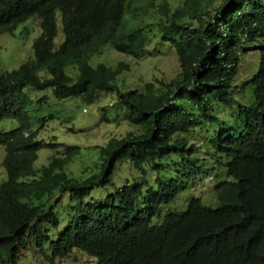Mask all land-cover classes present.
Wrapping results in <instances>:
<instances>
[{"label":"trees","instance_id":"16d2710c","mask_svg":"<svg viewBox=\"0 0 264 264\" xmlns=\"http://www.w3.org/2000/svg\"><path fill=\"white\" fill-rule=\"evenodd\" d=\"M141 1L0 0V35L13 34L31 17L40 19L42 30L31 64L0 71V121L18 123L0 131L7 175L0 183V264H21L32 249L49 264L76 252L97 264H264V0H185L176 10L164 1L157 23L124 30L128 12L134 15L128 23L137 15L145 19ZM58 14L64 41L56 47ZM156 39L175 52L178 74L142 92L123 90L119 78L130 72L131 61L155 56ZM106 47L129 61L93 66ZM251 49L259 65L242 85L251 103L241 105L234 98L240 52ZM27 88L83 104L116 94L115 106L138 130L110 138L100 149V173L80 181L67 171L80 147L41 136L57 117L34 118L36 101L47 99L35 101ZM220 104L238 108L234 123L213 114ZM45 149L57 154L38 168ZM126 161L166 178H158L157 190L135 181L101 201L87 200L96 188L113 185L117 166ZM220 166L227 179L214 187L216 207L193 197L186 211L153 224L161 207L192 185L218 179ZM67 197L72 204L62 215L58 208Z\"/></svg>","mask_w":264,"mask_h":264},{"label":"rangeland","instance_id":"374dc122","mask_svg":"<svg viewBox=\"0 0 264 264\" xmlns=\"http://www.w3.org/2000/svg\"><path fill=\"white\" fill-rule=\"evenodd\" d=\"M164 1L169 3L172 10H176L183 6L185 0H143L139 3H142L143 8L148 9L145 19L142 21V15H137L135 22L128 23L131 17L134 18L133 13L128 12L125 15L126 23L124 30L129 31L133 25H138L140 22L144 26L157 23L159 17L158 8ZM217 5L219 4L215 3V6ZM41 34L40 19L38 17H31L26 22L20 24L13 34L0 35V71L11 72L19 69L24 64L33 62L35 60L33 45ZM63 41L64 33L61 16L58 14V36L55 39L56 47H59ZM157 45L159 49L156 51L155 56L148 57L142 61H131L132 66L130 72L123 74L118 80L123 90L137 89L142 92L148 83L157 80L169 82L175 78L179 72V64L175 52L169 44L160 42V39L154 40L152 47L155 48ZM257 53L258 51L253 49L249 50L246 54L241 53L240 76L236 81L237 90L234 94V98L239 103H251V91L243 89L242 85L250 75L252 76L257 71L259 65ZM120 61H129V59L112 48H106L92 59L91 64L96 66L103 63L113 67ZM68 73L73 77L77 75V72L73 69L68 70ZM33 90L30 88L25 89L30 96ZM37 92H39V95L46 94L49 99L45 105L39 107V112L33 110L31 115L34 118L37 116L46 117L51 115H56L57 117L40 134L45 137L44 139L46 141L56 139L58 143L80 147L79 154L74 157L67 167L68 173L80 181L100 173V169L98 168V165L101 164L100 149L106 146L110 138H122L127 133L138 130L137 126L127 121L126 111L118 109L115 106L117 101L116 94L103 93L95 103L83 104L78 103L79 101H57L52 96L51 91L46 93L44 91ZM85 109L87 110L86 113ZM213 114L221 122L234 123L238 115V109L237 107H227L220 104L215 107ZM105 118L110 120H105ZM17 126L18 123L14 120L6 119L0 121V131H10ZM54 154L51 150L41 151L36 166L40 168L48 164ZM4 156L5 150L0 148V183L7 178L6 171L2 165ZM219 171L220 177L218 179L208 182L205 184L206 186L199 185L193 187L192 185L187 191L181 193L174 202L163 206L159 214L153 219V224L161 223L163 217L169 212H184L187 209L188 201L192 197L201 198L205 206L216 207L217 201L214 187L227 179L226 168L220 166ZM156 177L157 171L151 166H147L146 172L143 174L133 168L130 161H126L117 166L113 176L114 184L104 189L96 188L87 200H103L109 193L115 191L114 188L116 186L123 187L135 181H144L145 189L151 186L156 188ZM71 204L70 198H64L62 205L58 208L59 213L63 215L67 207ZM62 224H64L63 221ZM21 264L48 263L42 255L29 253L21 260ZM58 264H96V261L86 254L76 252L71 257L59 261Z\"/></svg>","mask_w":264,"mask_h":264},{"label":"clouds","instance_id":"9594fccd","mask_svg":"<svg viewBox=\"0 0 264 264\" xmlns=\"http://www.w3.org/2000/svg\"><path fill=\"white\" fill-rule=\"evenodd\" d=\"M106 48H112V47H106ZM105 48V49H106ZM113 50H115L114 48H112ZM116 51V50H115ZM117 52V51H116ZM241 53H244V51L242 50L241 52H240V54ZM32 63V62H31ZM31 63H27V64H31ZM24 65H26V64H24ZM23 66V65H22ZM110 67H112V66H110ZM114 67V66H113ZM18 70V69H17ZM15 71V70H14ZM2 72V71H1ZM12 72V71H11ZM49 90H47V91H44V93H46V92H48ZM235 94V93H234ZM43 96H46V94H43V95H39V92H37V91H33V92H31V97L36 101V100H40V99H42V98H44ZM46 99H47V102H48V96H46ZM236 100V99H235ZM237 101V100H236ZM238 102V101H237ZM46 104V103H45ZM45 104H43V105H45ZM241 105H243V103H240ZM41 106V103H39V102H37L36 101V103H35V105H34V107H33V110H35V112H39V107ZM238 109V108H237ZM86 109H85V113H86ZM38 117V116H37ZM40 117V116H39ZM47 117H50V116H44V117H42V118H47ZM54 120H56V118L54 119ZM54 120H52V121H49L48 122V124L49 123H51V122H53ZM48 124H47V126H48ZM36 126H38V125H36ZM46 126V127H47ZM45 127V128H46ZM52 141V140H51ZM4 149V148H3ZM48 150H51V149H45V150H42V151H48ZM51 151H53L55 154L53 155V156H55L57 153H56V151H54V150H51ZM40 154H41V152H40ZM52 156V157H53ZM5 157V156H4ZM51 157V158H52ZM39 158H40V156H39ZM3 161H4V159H3ZM2 165H3V162H2ZM5 169V168H4ZM154 169V168H153ZM155 170V169H154ZM162 175H164L163 173H159L158 171H157V177H156V179H155V182H156V188H154V187H152V188H154L155 190H157L158 189V183H157V181H158V178H166L165 176H162ZM208 180L206 181V183H208V182H212L213 180H214V178L212 177V176H210V177H208L207 178ZM144 182V181H143ZM148 188H150V187H148ZM147 189V188H146ZM145 189V190H146ZM193 198V197H192ZM176 200V199H175ZM98 201H101V200H98ZM188 207V206H187ZM162 208V207H161ZM161 210V209H160ZM186 211V210H185ZM169 213H179V212H169ZM183 213V212H182ZM168 214V213H167ZM164 218V217H163ZM31 253H34V254H40V255H42V257L45 259V261L47 262V259H46V257H45V255L44 254H41V252L39 251V250H36V251H34L33 249L31 250ZM58 261V260H57ZM95 261H96V259H95ZM48 263V262H47ZM49 264V263H48ZM96 264H97V261H96Z\"/></svg>","mask_w":264,"mask_h":264}]
</instances>
